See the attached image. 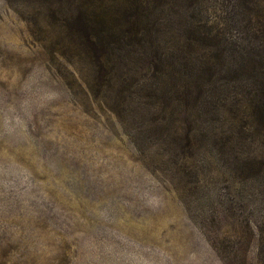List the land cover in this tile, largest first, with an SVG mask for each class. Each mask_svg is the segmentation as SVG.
Returning <instances> with one entry per match:
<instances>
[{"label": "rangeland", "instance_id": "rangeland-1", "mask_svg": "<svg viewBox=\"0 0 264 264\" xmlns=\"http://www.w3.org/2000/svg\"><path fill=\"white\" fill-rule=\"evenodd\" d=\"M121 1L138 5L0 0V264H264V182L242 185L235 171L239 151L264 148L200 135L180 145L174 112L138 111L135 57L114 53V78L128 86L114 104L66 37L80 13L117 25L108 4ZM251 6L201 0L226 57L251 9L264 16ZM207 98L198 133L210 135Z\"/></svg>", "mask_w": 264, "mask_h": 264}, {"label": "trees", "instance_id": "trees-1", "mask_svg": "<svg viewBox=\"0 0 264 264\" xmlns=\"http://www.w3.org/2000/svg\"><path fill=\"white\" fill-rule=\"evenodd\" d=\"M237 1L245 11L251 5H264V0ZM176 2L179 14L173 10ZM108 8L120 13L114 16L120 20L117 25L107 22L106 26H99L94 21L91 24L80 13L65 26L66 37L71 36L73 44L82 51L80 60L87 61L94 74L96 89L104 87V99L115 104V98L122 99L128 86H137L138 111L174 112L185 125L177 141L187 148L199 135L213 140L236 137L264 148V16L257 9H251L255 12L253 24L242 22L245 31L232 58L226 57L228 50L222 46L219 34L204 30L201 0H138V5L133 1L128 6L121 1L108 4ZM207 50L214 52L209 54L210 61L203 54ZM118 51L127 60L135 57L138 62V79L128 80L125 87L118 86L114 78L113 56ZM225 57L230 61H225ZM209 95L213 97L208 105L210 119L218 127L207 135L198 133V124L203 123ZM157 121L164 118H155ZM239 152L242 158L235 171L240 184H262L264 153Z\"/></svg>", "mask_w": 264, "mask_h": 264}]
</instances>
